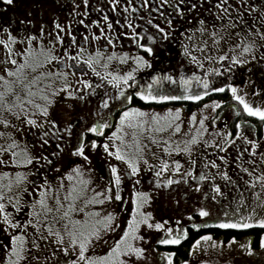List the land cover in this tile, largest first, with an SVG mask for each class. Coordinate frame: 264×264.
Masks as SVG:
<instances>
[{
    "label": "flooded vegetation",
    "instance_id": "flooded-vegetation-1",
    "mask_svg": "<svg viewBox=\"0 0 264 264\" xmlns=\"http://www.w3.org/2000/svg\"><path fill=\"white\" fill-rule=\"evenodd\" d=\"M58 2V5L55 6L54 3L50 5L46 1H40L37 8L42 9L46 3L45 7L50 8L48 12L50 15L48 13L42 17H31V15H28L27 21L19 29L7 27L12 35L35 34L38 37L37 43L42 39L45 46L48 45L49 40H55L57 34L61 35L63 43H58L56 47V52L59 55H63V49H68L69 56H75L79 52L78 46L83 43L82 37L84 35L89 37L88 42L83 43L85 51L82 54L81 65L77 66V68H83V75L79 71H76L75 76L71 75L75 69L64 68L63 64L56 61L46 66L47 70L52 72L57 71L59 68L70 73L67 81L73 87L68 89V91L76 92L74 97H68L64 92H61L55 105L50 109V118L56 121L55 127L47 124H44V127L24 124L23 128H21L20 121L15 118H12L11 124L8 126L0 123V132L4 133L3 136H0V148L5 149L3 153H0V159L5 161V163L0 164V192L5 193L2 202L5 203L6 210L13 214L14 219L21 222L33 219L28 216L30 211L28 204L39 195L35 191L36 186L43 183L46 178L53 189L66 171L77 166H82L80 168L85 171L83 174L87 178L89 177L90 181L92 179L97 181L100 189L97 192H101L104 195L103 190L110 176L109 164H115L118 174H121L122 184L120 191L122 199L121 201L114 199L106 201L104 207L109 213L111 212L115 216L118 215V221L114 223L112 234L101 241V246L86 255L103 256L106 253L107 244L119 239V235L122 234V228L127 226V221L132 216L131 196L133 191L149 192L152 200L142 211L151 212L154 221L165 223V227H169V224H167L169 217L182 220V218L191 214L193 210L192 203L198 205L207 204L208 196L213 194L221 196L223 211L229 215L249 218V213L254 212V214L258 215L264 213V186H262L264 181H256L254 179L264 173L263 120L262 129L260 126L254 125L257 121L254 123L249 121L253 123L251 130L253 129L252 135L255 138L253 140L245 139L242 134L236 135L238 130L236 125L240 121L237 119L240 118V112L237 111L226 121L223 127L225 133L220 132L218 128L213 129L217 134L214 138V143L199 145L196 149L190 147L191 150L189 152L171 151L172 148L177 146L183 149L185 144H174L167 136L165 138H163L164 136L155 137L159 147L152 142L148 145L143 144L141 140L143 131L139 127L133 129L126 123L121 125L123 131L117 132V138H111V132L116 131V126L120 123V115L127 108L140 109L139 106L144 103L157 102L163 106V110L174 109L171 104L176 102L179 104L199 102L216 93V91H211V89L210 91L207 90V95L202 96L199 100H188L183 98L182 95L179 100L144 101L135 96V91H147L146 85L148 84L153 85V92H184V88L180 85L181 76L188 79L195 74V76L200 78V81L207 79L209 84L216 82L222 87L231 84L239 87V90L244 89L249 93L245 94V98L247 97L250 105L253 107H264V56H262L264 47L254 49L253 55L256 56L254 60L249 58V54L240 56L241 48L235 47L237 44L243 45L252 41H255L257 45L264 43L259 35L264 34V0H223V7L227 9V14L218 6V0H184L182 4H180V0H168L167 3L164 0H117L115 5L110 0H88L87 4L83 0H60ZM66 4L74 7L75 11L70 12L69 18H73L76 23L70 20L59 21L58 16L54 15V13L59 14ZM178 4L183 10V15H180L176 10ZM192 4H196V8L193 9L191 7ZM85 12H87V15L84 14ZM105 16L108 17L107 21L104 20ZM1 17L2 15L0 14ZM168 20L172 21L171 26L167 24ZM200 20L206 22L204 27L207 31L200 32L199 36H196L193 33L200 28ZM93 21H96V23L93 24ZM56 23L61 25V29L57 30L55 28ZM109 23L112 25L111 28L108 27ZM129 23L132 26L131 28L128 26ZM157 24L170 33L168 39H161L155 28ZM41 28H43L42 35L40 32ZM213 31L217 32V36L222 37L216 44L213 43L214 37L210 35ZM69 32L76 39V45L71 48L68 47L70 43ZM101 32H103V35H101ZM130 32L138 33L137 39L153 47V52L149 54L143 49L137 48L133 38L128 35ZM93 35L98 37V39L93 40ZM148 36H153L155 39L148 40ZM105 37L110 38L113 44H107ZM0 39H7L3 31L0 33ZM106 44L107 47H105ZM0 45L3 48V54L0 56V74H4L2 69L5 66H14L11 65L10 61L5 65V57L8 55V51L2 44ZM200 45H205V47L202 48ZM184 46L188 47L192 56L199 63L193 62L192 58L185 54L183 51ZM28 47L29 44L27 42L14 44V51L11 53L12 57L18 63L22 62L23 58L17 53L23 52ZM97 50L101 53L98 58L100 63H95ZM113 51L117 53V57L112 61H108L107 67H104L106 57ZM124 52H127L130 57H135L137 53L143 55L145 59L149 60L151 67L137 69L134 74L136 83L133 84L130 80V86L128 87L123 86V82H120V84H109L106 78L108 73L122 75L135 67L131 59L127 62L119 60V54ZM225 54V60L217 59L219 55ZM232 55H237L238 59H244L247 63L235 64L230 59ZM209 56L213 57V59H205V57ZM90 57L94 61L92 67L95 72L100 73L99 76L95 75L85 63ZM67 63L72 65L75 61L68 59ZM200 65H203V67ZM210 69H218V71H210ZM164 74L173 76L174 82L161 80L159 84H156L151 80L153 75L163 76ZM12 79L11 77L9 78V80ZM84 80L89 82L87 87L82 82H77ZM200 81L193 78L188 88L192 85H201ZM55 83L60 85L61 81L57 80ZM77 89L79 91H76ZM225 90L229 91L227 87H225ZM21 96H23V93H21ZM80 96H83V99H80ZM129 97L131 99H128ZM8 100L11 103H15V99L11 97V94H9ZM34 100L36 103H43L39 96H36ZM104 101L107 102L106 105L103 103ZM166 104L168 106H165ZM181 108H184V106H181ZM28 109L29 115H32V106L28 105ZM93 112L95 116L91 119L89 115ZM222 113L217 115L220 116ZM7 115H9L8 112H0L1 118H5ZM248 115L252 119L256 118L249 113ZM34 118L38 120V124L44 122V118L40 115ZM23 119L24 117L21 116V120ZM258 120L261 119L259 118ZM13 124L15 128L12 127ZM69 125L71 127H68ZM92 125H96L99 128L96 133L85 131ZM100 125H103V127L100 128ZM211 130L209 129L208 133ZM133 132L136 133L135 136L132 135ZM9 133H12L11 137ZM95 134H102L104 142L109 141V152H115L116 148L119 147L124 150V154L130 157L136 154V144L139 142L143 150L142 154L149 161V164H155L159 167L161 159L169 161V171L160 179L163 180L165 177H170L174 182L167 186H157L154 180L157 169L146 167L142 162H140L141 172L137 173L135 177L129 176L126 174V163L118 160L114 155H108L103 147L105 157L103 164L100 165L97 162L90 165L89 159L85 160L83 157L82 159L78 158L81 162H74L71 154L78 146V141L82 139L84 144H87L88 136ZM120 137H123V142ZM13 139L17 142L16 147L11 146ZM229 140L232 141L231 144L228 143ZM251 141L256 142L257 147L255 149L252 148ZM165 145L169 146L170 151L168 153L163 152ZM18 149H26L32 156L46 157L47 161L42 159L37 164L33 160L31 164L27 165L10 163L12 152ZM152 153H156V157H153ZM16 158L22 157L18 156ZM174 161H179L181 165L179 172L174 173L171 171ZM212 161L215 162V167L211 163ZM245 168L248 169V172L244 171ZM17 171L27 175L28 183L19 187L13 183L11 189L5 191L9 187V181L15 180ZM4 172H8L9 175L7 177L3 176ZM224 173L227 174L228 179L224 178ZM185 174H187L186 182L185 179H181L185 177ZM201 175L206 178L201 180ZM137 178L140 180L139 184H136ZM195 185H199V188L197 189ZM213 185H216L219 191H216ZM25 186L28 188L27 192L22 191ZM17 191H21L23 199L28 201V204L22 205L19 212L14 211L11 205L8 204L9 196L15 202ZM164 201H168L169 204L163 206ZM176 201L182 203V208L175 207ZM84 212L85 209L81 213ZM49 216L57 220L54 224L49 222L53 232L57 229L61 230L64 222L58 219L56 213H51ZM35 223L36 221L33 219V225L27 226L26 229H5L2 221H0V264H9L10 260L15 259V257H10L8 250L11 246L10 237L17 232H23L29 241L26 245V258L21 260L20 264H43V259H48L47 264L49 262L57 264V260L64 257L60 247L51 242L54 237H49L48 240H41L39 236L35 235ZM29 227H31L34 238L40 245L39 249H34L31 246V238L29 236L32 237L33 234L31 230H27ZM41 227V234L46 235L47 229H44L43 225ZM247 229H250V227ZM45 249L50 251L49 258L43 257L41 253ZM53 252L56 253L55 257L51 255ZM34 257H39V260L34 259ZM69 258L74 259L73 254Z\"/></svg>",
    "mask_w": 264,
    "mask_h": 264
},
{
    "label": "snow or ice",
    "instance_id": "snow-or-ice-1",
    "mask_svg": "<svg viewBox=\"0 0 264 264\" xmlns=\"http://www.w3.org/2000/svg\"><path fill=\"white\" fill-rule=\"evenodd\" d=\"M6 4H12L13 0H3ZM85 4H87L88 0H83ZM110 2L115 5L117 0H110ZM165 3L168 2V0H164ZM184 0H180V4H182ZM218 6L220 9L227 14V9L223 7V0H218ZM191 7L194 9L196 8V4H192ZM127 10V9H125ZM177 12L180 15H183V10L181 9L180 5H177L176 8ZM87 15V12L84 13ZM104 20L107 21L108 17L105 16ZM81 23H83L81 21ZM93 24L96 23V21L92 22ZM126 23H128L126 21ZM204 20H200V28L198 31L201 33L207 31V29L204 27L205 25ZM167 24L169 26L172 25V21L168 20ZM129 28H131V24H128ZM108 27L111 28V23L108 24ZM55 28L57 30L61 29V25L59 23L55 24ZM155 28L157 29L158 34H160L161 39H168L170 33L166 31L164 27H161L159 24L155 25ZM5 35L7 36V39H0V44L4 46L5 49L8 51V55L5 57V65H7L8 61L11 62V65L14 67H7L5 66L2 69V72L4 74H0V81H3L4 88L3 90H0V100L3 101V104L0 105L4 109V111L8 112L11 117H14L16 120L20 121L21 128H23L24 124L31 125V126H38V127H44V124H47L49 126L55 127L56 121L54 119L50 118V109L55 105L57 98L60 96L61 92H64L66 96L68 97H74L76 95V92L68 91L71 87H73L72 84H70L67 81L68 76L70 73L63 71L62 69H57V71L52 72L47 70L48 65L52 64L54 61L60 62L63 64L64 68H73L75 69L74 72L71 73V75L75 76L76 71H79L81 75H83V68L77 66L81 65V61L83 60V53H84V47L83 43H87L89 40V37L87 35H84L82 37L83 43L79 45V52L75 56H69L68 49H63V55H59L56 52V47L58 43H63V39L61 35L57 34L55 40H49L48 45L45 46L43 43V40L38 41V37L35 34H28V35H12L9 28L2 27L0 28ZM41 35L43 34V28L40 30ZM259 34V33H258ZM101 35H103V32H101ZM133 38V42L136 44L137 48L143 49L146 53L151 54L153 52V47L147 45L146 43H142L137 37L139 36L136 32H130L128 33ZM212 37H214L213 43L216 44L218 40L222 39V37L217 36V32L213 31L210 33ZM239 35V33H237ZM261 41H264V34H259ZM68 36L70 37V43L68 45L69 48L76 45V39L74 36H72V33L69 32ZM231 38V37H229ZM92 39H98L95 35L92 36ZM107 40V44H113V41L105 37ZM148 40H153L155 37L148 36ZM27 42L29 44V47L24 49L23 52L17 53V55L21 56L22 62H17L15 58L12 57L11 53L14 51L13 45L20 43L23 44ZM107 44L105 47H107ZM195 47V45H193ZM200 47H205V45H200ZM235 47L241 48V51L239 53L240 56H243L244 54H249L250 59H256V56L253 55L254 49H258L260 47H264V43H261L260 45H257L255 41H252L250 43H244L243 45L237 44ZM183 51L186 55L190 56L195 63H199L194 56H192L191 52L189 51L187 46H184ZM95 56L97 59L95 60V63H100V60L98 59L101 56V53L99 50L96 51ZM264 56V54H262ZM117 57V53L113 51L109 56L106 57L104 67H107V62L112 61L114 58ZM71 59L74 60L75 63L70 65L67 63V60ZM129 59L133 60L135 67L131 68L129 71L123 73L122 75H117L114 73H108L106 75V78L108 79L109 84H120V82H123V86L128 87L129 81L133 84L136 83L134 74L137 72V69L139 68H145V67H151V64L148 59H145L143 55H140L139 53L136 54L135 57H130L127 52L120 53L119 54V60L121 62H127ZM205 59H213V57H205ZM219 60H225V55H219L217 57ZM231 61H233L235 64H245L247 63L244 59H238L237 55L231 56ZM87 66L92 69V71L95 73V75L99 76V72H95V69L93 66V59L90 57L86 62ZM203 67V65H200ZM210 71H218V69ZM13 78L12 80H9V78ZM111 77V78H108ZM195 78L197 81H200V78L198 76H195L193 74V77H189L188 79H185L183 76L180 77V85L184 88L183 98H186L188 100H199L202 96L207 95V91L199 90L195 92V94H189L188 93V87L190 86V81ZM61 81L60 85H56V81ZM151 80L159 84L161 80L164 81H173V76L164 74L163 76H156L153 75L151 77ZM42 81V84H41ZM78 83H83L85 87L88 86V81H77ZM200 83L203 86V89L207 90L210 88V84L207 79L200 81ZM225 87L229 88L231 90L232 96L239 101L241 105H243V110L247 113H249L252 116L259 117L261 120H264V107L256 106L253 107L249 103H247L243 96L237 95V88L233 87L231 84L226 85ZM225 87L220 88H211V91L216 92H223L225 90ZM19 88V90H17ZM39 90V97L43 101V103H36L32 97L37 95V91ZM147 91L141 90V91H135V96L141 98L144 101H167V100H179L182 98V96H176V95H161V94H153V85L148 84L146 85ZM76 91H79L77 89ZM21 93H23V98H21ZM11 94V97L15 99V103H9L5 97L9 96ZM80 99H83V96L79 97ZM128 99H131L129 97ZM26 101V103H25ZM106 105V101H104ZM28 105L32 106V115H29V109ZM213 105L216 106V103L213 102ZM71 107V106H70ZM207 107V105H205ZM181 109L175 108L174 110L169 108L166 109L165 115L160 116L157 113L151 114V121L156 125H161V121L164 123L161 126H158L155 128V131L157 132H163L166 129H173L174 132L180 131V124L177 123L179 120V114ZM40 115L44 118V122L38 124V120L34 118L35 116ZM21 116L24 117L23 120H21ZM144 117L145 119L136 120L135 117ZM195 116V114H193ZM148 114L141 111L139 108H127L123 111V113L120 115V123L116 126V131L111 132V138L115 139L117 138V132H122L123 129L121 125L125 124L127 122L128 126L135 129L137 127L140 128L141 131L145 130L146 120H147ZM0 123H2L5 126H8L11 124L10 119H0ZM201 125H203L204 121L201 119L200 121ZM13 128H15V125H12ZM68 127H71L69 125ZM103 125H100V128H102ZM148 129H151L152 125H147ZM237 129L240 128V124L238 123L236 125ZM99 128L96 125H92L91 127L87 128L85 131L87 132H97ZM4 133L0 132V136H3ZM133 136L136 135L135 132L132 133ZM149 135H151L149 131ZM237 136L241 135L239 131L236 133ZM9 136H12V133H9ZM120 139L123 142V137H120ZM152 143L157 144L159 147L158 142L156 141L155 137H151ZM247 139V138H245ZM197 141V136H192L190 140H188L185 144V147L181 149L179 146L172 148L171 151L175 152H189L190 146L195 144ZM45 142H47L45 140ZM229 144L232 143L231 140L228 141ZM251 146L253 149L257 147V144L255 141H251ZM16 140L13 139L11 146L16 147ZM98 145L97 140H91L88 143V146L91 148H96ZM109 141H105L103 144V149L108 155H114L117 157L118 160L124 161L127 165V171L126 174L132 177H135L137 173L141 172L140 168V162L143 163L144 166L157 169L155 171L154 180L155 184L157 186H167L171 185L174 181L170 177H165L163 180L160 179V177L164 176L166 172L169 171V161L161 159L159 161V167L155 164H149V161L144 157L142 154L143 150L139 145V142L136 144V154L133 156H128L124 154V150L117 147L115 152H109ZM219 147V145H217ZM5 149L0 148V153H3ZM86 146L82 139L78 141V146L74 149L73 154L78 155L80 157H83L85 160L88 159V156L85 154ZM170 151L169 146L165 145L163 147V152L168 153ZM153 157H156V153H152ZM21 156L22 158L17 159L16 157ZM47 161L46 157L42 156H32L30 153L27 152V150H17L12 152V157L10 158L9 162L17 165H27L31 164L33 160L36 161L37 164L40 163L41 160ZM223 159V157H221ZM5 163L3 159H0V164ZM50 163V162H49ZM194 163V161H193ZM213 166L215 167V162H211ZM173 167H171L172 172H179L180 171V163L179 161L173 162ZM110 170V176L107 185L105 186L103 190V199L96 200V199H81L84 195V189H86L90 183V181L87 180H81L80 184L82 187H77L76 185L69 186L67 189L63 200L68 201L67 204L62 203L61 197L58 194L59 190L52 189L49 181L45 178L43 180V183L36 186L35 191L38 192V197L33 198L31 203L28 204L27 200H24L21 191L16 192V198L15 202H13V198L11 196L8 197V204L11 205L14 211L19 212L21 211L23 204H28L30 211L28 212V216L32 217L36 223H35V235L39 236V239L41 240H48L49 237H54V239L51 241L53 244L60 247L61 252L64 253V257L57 260V264H131V258H142L145 253V248L140 246L137 242L138 241H144L146 239L145 235H142L140 230L143 227L145 231L156 229V230H163L165 233H167L166 238H158L156 239L155 243L159 245H178L180 244L181 240L184 238V236L187 235L186 230L183 233L173 235V228L171 227H165V223H162L160 221H154L153 215L149 211H142V209L149 205L152 197L149 194V192L146 191H133L131 196V203H132V216L127 221V226L122 228V234L119 235L118 240H114L112 242V245L108 248L107 252L103 256H92V255H86V253L89 251L90 248L94 246L96 242H100L103 239V234L108 231L114 230V221L116 219L115 215L113 213H108L105 216L101 217L97 220H89L87 219L88 213H85L84 219H76L74 217V213L76 212H83L84 207L89 204H96V203H103L105 200L111 201H121V184H122V178L121 174H118V169L115 164H109L108 165ZM80 168L77 166L75 169H73V172L79 174ZM245 172H248V169H244ZM3 176L7 177L9 175L8 172H4L2 174ZM224 178L228 179L227 174L224 173ZM186 176L182 177L181 179H185L186 182ZM67 178L69 180L73 179L72 175H68ZM206 177L204 175L200 176L201 180H204ZM256 181H264V173H261V175L256 176L254 178ZM15 183L17 187L24 184L26 185L28 183L27 181V175L23 172L17 171L15 173V180L9 181V187L8 189H5V191H8L11 189V185ZM140 180L136 179V184H139ZM61 188H63V183L61 182ZM264 186V185H262ZM195 187L198 189L199 185H195ZM213 187L216 189V191H219V188L216 185H213ZM23 192H27L28 188L25 186L22 189ZM53 193H56L55 195ZM5 193L0 192V221H2L3 226H5V229H26L27 226L33 225V219H27L23 222L19 220H15L13 217V214L11 212H8L6 210V205L4 202H2L3 197ZM102 195L101 192L94 193V196L100 197ZM54 201V205L49 204V200ZM215 199V197H213ZM77 201L81 202V206L77 205ZM55 211L56 216L60 221L64 222L63 226V233L61 230L57 229L55 232H53L52 228L50 227V223H56L57 220L50 217L49 214L53 213ZM199 215L200 216H207L209 213L203 208H199ZM239 211V209H237ZM98 213L93 211L91 213V216H97ZM226 215V214H225ZM249 218L254 215L253 213H249ZM50 222V223H49ZM254 223L257 225L264 226V218L256 219L254 220ZM44 229H47V234L43 235L42 232V226ZM251 224L248 223V221L245 219L244 216L239 217V222L232 221V220H221L219 221V227L221 228H248ZM193 227H198V225H193ZM65 237L67 238L65 240ZM11 246L9 248V255L10 257H15L14 260H10L9 264H20V261L25 259V253L27 251L26 245L28 244V238L23 232H17L11 235ZM211 240L210 235L201 236L198 240L194 242L193 248H196L200 245L201 241ZM231 243V241H229ZM261 246L264 247V237L261 238ZM31 246L34 249H39L40 245L37 242L35 238L31 241ZM241 247H244V245H241ZM248 252H251V248H247ZM72 254H75L76 258L71 259L69 258ZM190 255L193 254L191 251L189 253ZM53 257L56 256V253L51 254ZM167 259V264H173V257L175 253L173 252H166L163 254ZM127 257L128 259H125ZM34 259L39 260V257H34ZM181 264H189V261L184 260L181 261ZM200 264H207V261L201 260Z\"/></svg>",
    "mask_w": 264,
    "mask_h": 264
},
{
    "label": "rangeland",
    "instance_id": "rangeland-1",
    "mask_svg": "<svg viewBox=\"0 0 264 264\" xmlns=\"http://www.w3.org/2000/svg\"><path fill=\"white\" fill-rule=\"evenodd\" d=\"M40 1L41 2L46 1L47 4L50 5L54 3V5L56 6L59 3L58 1L60 0H13V3L10 5L4 3L3 0H0V14L2 15V17L0 18V28L10 27L13 29H19L27 21L28 15H31V17L32 16L42 17L46 15L50 11V8L48 7L46 8L45 7L46 3H45L42 9H38L37 8L39 5L38 2ZM74 11L75 9L73 6L71 5L68 6L66 4L63 7V10L59 14L54 13V15L58 16L59 21L70 20L76 23V21L73 18H69L70 12H74ZM48 15H50V13H48ZM1 31L2 30H0V33ZM193 34L199 36L200 31L196 30ZM2 54H3V48L0 45V56H2ZM220 87H222V85L219 86V84L216 82L210 83V88L207 90L210 91L211 88H220ZM3 88H4V83L0 81V90H3ZM236 88H237V95L243 96L246 101L247 97L245 98V94H249V93H247L246 90L244 89L239 90V87ZM197 89L207 91L203 89V86L201 84L197 86L192 85L190 88H188V93L195 94ZM263 89H264V84H263ZM39 90L40 89L38 88L36 96H39ZM228 90H229L228 100L224 99L223 97L214 96L211 98H207L206 100H201L199 102L197 101V103L195 104H189V103L179 104L178 102L171 104L172 108L174 109L180 108L182 111V112L180 111L179 120L177 121V123L180 124L179 132H174L173 129H166L163 132L155 131V128L161 126L164 122L161 121V125L154 124L150 119L151 114L157 113L160 116H164L166 112V110H163V106L160 105V103L153 102L147 105H140L139 106L140 110L148 114L145 130L143 131V135L141 137L143 144L148 145L149 143L152 142L151 137H159V136H164L163 138L167 136L168 138H170V141L174 144H186V142L190 140L194 135L197 136V141L195 144L190 146L193 149H196L199 145L212 144L214 143L215 136H217L216 131L214 132L213 129L218 128L220 132L225 133V129H223V127L225 126L226 121L229 119L230 116H232L237 111L240 112L239 113L240 118H237L238 120H240L239 121L240 128L237 131H239L242 135H244L245 138H249L248 140H253L255 138L254 135H252L253 129L251 130V127H253V123L257 121V123H254V125L257 127L260 126V128L262 129V124L264 120L263 121L258 120L259 118L256 116H254L256 117L254 119L252 118H249L248 120L243 119L244 116L241 115L243 114L248 115V113L243 110V105H241L239 101H237L232 96L231 90L229 88ZM183 93H184L183 91L153 92V94L176 95V96H182ZM36 96L32 98L34 99ZM5 99L8 100V96L5 97ZM213 102L216 103V106L213 105ZM246 102L248 103V100ZM9 103L11 102L9 101ZM2 104L3 101L0 100V105ZM205 105H207V107H205ZM165 106H168V104H166ZM181 106H184V108H181ZM0 112H6V111H4L2 107H0ZM221 112L223 113L220 116H218L217 114ZM193 114H195V116H193ZM94 116H95L94 112L91 115H89L91 119H93ZM5 118L12 120V118L14 117L7 115ZM5 118H1V119H5ZM135 119L140 120L145 118L137 116L135 117ZM201 119H203L204 121L203 125H201L200 123ZM249 121H253V123ZM147 125H152L151 129H148ZM209 129L212 130L211 132L208 133ZM149 131L152 135H149ZM260 134H258V136H260ZM102 138H103L102 134H95L92 136H88L87 139L88 143L91 140L98 141V145L96 148H91L88 146V143L87 144L85 143L86 146L85 154L88 156L90 165L95 164L97 162H99V164L101 165L105 162V157L102 149L103 147L102 143L104 142V140ZM71 157L74 160V162H81L79 159L80 158L82 159V157L74 154H71ZM73 169L75 168L66 171V173H64V175L61 176V179L59 180L58 184H56L53 188L59 190L58 194L61 197L62 203L65 204H67L68 201H64L63 197L69 186L76 185L77 187H82V185L80 184L81 180L90 181L89 177L87 178L83 174L85 171L82 168H80L79 174L73 172ZM68 175H72L73 179L69 180L67 178ZM61 182L63 183V188H61L60 186ZM98 190L100 189L98 188L97 181L95 179H92L88 187L84 189L85 195L81 199L82 200L89 198L96 200L103 199V195L100 197L94 196V193H96ZM53 194L55 195L56 193ZM213 197H215V199H213ZM106 201L107 200H105L103 203L89 204L83 206L85 209L84 213L76 212L73 215L76 219H84L85 213H88L89 215L87 219L89 220L100 219L101 217L109 213V211L104 207ZM176 202L177 204L175 207L182 208L183 206L182 203L180 201H176ZM49 204L54 205V201L50 199ZM165 204H169V202L164 201L163 206ZM192 204H193L192 205L193 210L191 214L185 216L184 218H182V220H177L172 217H169L167 219V224H169V227L173 228V235L183 233L185 230L188 234V230H189L188 227H191L193 229H198L203 226L219 227V221L221 220H225V221L232 220L239 222L240 216L229 215L227 212L223 211L221 196L217 194L208 196L207 204L204 205H198L195 203ZM77 205L81 206V202L77 201ZM201 207H203L209 213V215L203 217L200 216L198 209ZM93 211L98 213V215L91 216V213ZM53 213H55V211ZM115 217L116 219L114 223L118 221L117 219L118 215ZM261 218H264V213L259 215L254 214L250 218H245L248 221V223L251 224L250 226L251 229L244 232L239 237L229 236L228 238L225 239L222 236H215L210 232H203L199 237L196 238V240H198L201 236H205V235H210L211 240L201 241L199 246L193 248L194 242L196 241L195 240L190 250L193 254L191 255L189 254L187 258L181 261L187 260L189 261V264H200L201 260L207 261V264H264V247H262L260 243L261 238L264 237V226L257 225L254 223V220ZM193 225H198V227H193ZM256 227L262 228L260 233L257 235H256L257 230L255 229ZM233 229H247V228H233ZM27 230H31L33 234L32 237L29 236V238H31L32 241V239L34 238V233L31 227H29ZM61 231L63 232V226H61ZM140 232L142 235H145L146 239L144 241H138L137 243L140 246L144 247L146 251L142 258L132 257L131 264H167V259L163 254L166 252H173V253L175 252L172 249L168 248L167 247L168 245H159L155 243L156 239L158 238H166L167 233H165L163 230H156V229L148 230L146 232L143 227L141 228ZM110 234H112V231L105 232L103 234V239L107 238V236H109ZM256 237H257V243L253 244ZM101 241L96 242L94 246L90 248L86 254H88L94 249H98V247L101 246ZM229 241H231V243H229ZM111 245L112 243L107 244L106 252ZM241 245H244V247H241ZM247 248H251L252 251L248 252ZM41 253L43 254V257L49 258L50 256V251L48 249H45ZM73 257L74 259L76 258L75 254H73ZM125 259L128 258L125 257ZM181 261L177 263L174 255L173 264H181ZM47 262L48 259H43V264H47ZM48 264H52V263L49 262Z\"/></svg>",
    "mask_w": 264,
    "mask_h": 264
},
{
    "label": "trees",
    "instance_id": "trees-1",
    "mask_svg": "<svg viewBox=\"0 0 264 264\" xmlns=\"http://www.w3.org/2000/svg\"><path fill=\"white\" fill-rule=\"evenodd\" d=\"M212 97L214 96H219L223 97L224 99L228 100L229 97V92L227 90H224L223 92H216L211 95ZM232 100V99H230ZM189 104H195L194 102H191ZM242 116H245V119H249L247 115L243 114ZM251 229V228H250ZM250 229H233V228H219L216 226H205L199 229H193L189 227L188 234L181 240L180 244L178 245H168L167 247L172 249L175 252V258L176 262L178 263L179 261L185 259L188 257L191 247L193 245V242L196 240L197 237H199L203 232H210L211 234L215 236H222L223 238H228L229 236H235L239 237L241 234L244 232L250 230ZM256 235L260 233L262 230L261 227H256L255 228ZM257 243V237L255 238L253 244Z\"/></svg>",
    "mask_w": 264,
    "mask_h": 264
}]
</instances>
